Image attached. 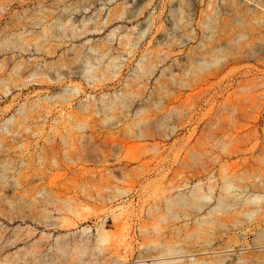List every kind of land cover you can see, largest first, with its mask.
I'll list each match as a JSON object with an SVG mask.
<instances>
[{
	"label": "rangeland",
	"instance_id": "374dc122",
	"mask_svg": "<svg viewBox=\"0 0 264 264\" xmlns=\"http://www.w3.org/2000/svg\"><path fill=\"white\" fill-rule=\"evenodd\" d=\"M0 264H264V0H0Z\"/></svg>",
	"mask_w": 264,
	"mask_h": 264
}]
</instances>
